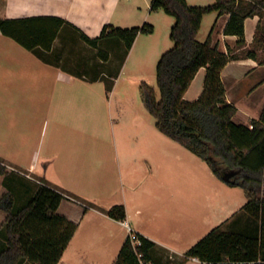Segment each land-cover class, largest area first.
I'll return each instance as SVG.
<instances>
[{
	"label": "crops",
	"instance_id": "obj_1",
	"mask_svg": "<svg viewBox=\"0 0 264 264\" xmlns=\"http://www.w3.org/2000/svg\"><path fill=\"white\" fill-rule=\"evenodd\" d=\"M153 1L0 0L5 10L0 18L56 16L70 23L51 51H41L43 57L0 31L18 45L6 42L8 47L0 48V162L8 172L0 176V197L12 191L15 198L26 195L29 200L39 184L64 194L58 214L78 228L59 264H113L131 232L155 243L158 264H209L188 257V250L243 215L247 196L242 188L221 181L206 162L162 133L133 99L113 100L129 63L147 59L158 64L174 45L175 19L163 10L152 11ZM187 1L211 6L216 0ZM209 17L213 46L238 56L221 76L226 100L238 109L234 121L249 126L264 111L262 20L258 15L246 19V44L240 46L239 37L224 32L230 15L218 12L204 16L198 40ZM145 23L154 32L140 33L128 52L123 43H101L109 53L105 61L80 36L97 38L106 25ZM161 28L163 38L157 36ZM76 39L96 62L78 60L70 66L56 61L64 51L61 43ZM205 75L201 68L186 100L199 99ZM120 204L126 208L125 221L108 215ZM6 217L0 209V228Z\"/></svg>",
	"mask_w": 264,
	"mask_h": 264
},
{
	"label": "trees",
	"instance_id": "obj_2",
	"mask_svg": "<svg viewBox=\"0 0 264 264\" xmlns=\"http://www.w3.org/2000/svg\"><path fill=\"white\" fill-rule=\"evenodd\" d=\"M163 10L175 19L171 29L174 46L160 58L155 88L146 82L141 95L158 129L208 164L213 173L231 187L242 188L247 203L242 218L260 225L247 231H222L217 227L200 239L187 252L190 258L209 264H264V111L249 126L237 124V107L226 100L222 70L238 58L221 52L212 44V34L202 43L198 40L203 18L211 12L229 14L226 35L239 37L246 44L245 21L260 16L259 33L264 45V0H216L211 6H191L187 0H154L152 11ZM70 23L56 16L19 19L0 18V31L22 47L51 51L60 31ZM154 26L115 28L104 26L97 38L81 33V38L98 50L105 61L109 53L100 48L107 42L123 43L128 52L140 33L152 34ZM107 40V41H106ZM110 42V41H109ZM251 57L255 53L250 52ZM264 63V61H263ZM201 68L206 69L203 93L196 101L185 94ZM0 162V176L8 175ZM64 194L47 184H39L28 203L16 207L12 191L0 198V209L7 217L0 228V264H59L72 241L78 225L58 214ZM87 210V209H86ZM108 215L117 220L127 218L124 205H115ZM140 245L129 237L113 264H158L153 256L155 243L135 235ZM141 255V257H139Z\"/></svg>",
	"mask_w": 264,
	"mask_h": 264
},
{
	"label": "rangeland",
	"instance_id": "obj_3",
	"mask_svg": "<svg viewBox=\"0 0 264 264\" xmlns=\"http://www.w3.org/2000/svg\"><path fill=\"white\" fill-rule=\"evenodd\" d=\"M134 3L137 4L136 0H134ZM141 7L143 8V10H146V6H144L143 3ZM4 14H5V10L0 6V15H4ZM208 19H206V22L203 26V32L199 35L200 42H205L208 38V32H209V28L211 25V22H210L211 17H209ZM163 35H164V30L161 28V30L157 31V36L160 38H163ZM6 42H10L12 44H15V46H18L17 43H15V41H12L11 39L0 35V48L8 47L6 46ZM173 46L174 45H172L170 48H167L166 51L171 49ZM59 47L60 49L62 48L64 49L61 56H55L56 61L59 62L60 64L74 66V65H77L78 60L80 61L87 60V62H92V63L97 61V60L95 61V59L97 58L96 57L94 58V54L90 50H88L87 47L83 46V43H81L78 39L63 42L61 43ZM52 59L54 58L52 57ZM156 69H157V64L152 63L150 60H147V59L145 63L143 64H140L139 62L129 63L128 69L119 78V80L122 78L123 80L119 82V89L117 90V93L113 100L115 101L117 97L120 98L122 96H125L128 99H133V101L136 104L135 106H138L141 112H143L146 115L150 114L142 99L141 85L143 81L147 82L149 86L155 88L158 94V99L161 98L160 91L157 86ZM149 116H150L149 118L151 122L155 124L156 119L151 114ZM198 160L199 162H202L200 159ZM204 166L208 168L207 165H204ZM33 180H35L36 183L39 184L38 182L39 179H34L33 177ZM6 183H8V178H7ZM27 199L28 197H26V195L24 197H21V196L17 197L16 207L20 208L26 205L29 202ZM242 216L238 215L236 218L232 219V221L229 224L223 226L221 230L226 231V232H229V231L251 232L252 230H254L253 229L254 227L257 228V226L260 225L259 222H256L253 219H249L246 221L245 218H242Z\"/></svg>",
	"mask_w": 264,
	"mask_h": 264
},
{
	"label": "built area",
	"instance_id": "obj_4",
	"mask_svg": "<svg viewBox=\"0 0 264 264\" xmlns=\"http://www.w3.org/2000/svg\"><path fill=\"white\" fill-rule=\"evenodd\" d=\"M126 225L128 226V224L126 223ZM129 227V226H128ZM131 230V228H129ZM134 242L135 245H140V241L138 239L135 238V234H133V232H131V236H130ZM139 257H141V255H139Z\"/></svg>",
	"mask_w": 264,
	"mask_h": 264
}]
</instances>
